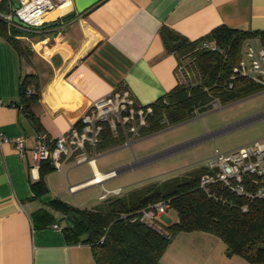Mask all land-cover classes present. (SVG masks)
<instances>
[{"label": "crops", "instance_id": "1", "mask_svg": "<svg viewBox=\"0 0 264 264\" xmlns=\"http://www.w3.org/2000/svg\"><path fill=\"white\" fill-rule=\"evenodd\" d=\"M9 9L8 1L0 0V11ZM44 23L46 28L34 29V34L15 35L22 43L27 41L31 51L27 56L0 33V130L26 137L23 155L13 142L0 144V264H96L91 244L67 241L61 213L47 204L52 198L71 203L66 191L54 188L58 171L47 170L39 180L40 168L48 165L43 161L34 167L36 134L44 132L54 139L78 126L92 101L120 85L140 103L155 101L177 84L178 53L165 45L164 29L189 40L219 25L264 31V0H99L81 13L68 1L51 10ZM26 73H36L40 82V98L31 105L35 119L17 104L19 83ZM247 117H264V105ZM260 133L255 138L264 136ZM80 155L76 149L63 157L58 169L87 163L85 174L68 185L69 191L105 172L97 159L78 161ZM39 208L60 216L37 226ZM225 250V242L214 233L180 231L163 252L161 264H249Z\"/></svg>", "mask_w": 264, "mask_h": 264}, {"label": "trees", "instance_id": "2", "mask_svg": "<svg viewBox=\"0 0 264 264\" xmlns=\"http://www.w3.org/2000/svg\"><path fill=\"white\" fill-rule=\"evenodd\" d=\"M46 24L43 22L38 29ZM20 27L0 19V33L13 43L19 53L27 56L30 49L15 35L34 33ZM162 34L165 45L177 51L178 58L190 52L195 54L201 77L191 86L176 84L151 102L153 113L148 117V125L145 127L148 131L157 130L168 119L180 121L190 114L212 109L211 100L216 97L224 103L255 87H261L247 78L238 76L230 79L229 76L241 56L242 42L253 35L262 36L264 31L219 25L207 35L193 40L169 28L164 29ZM204 40L229 47L227 55L199 49ZM40 95L37 74L26 73L19 83L17 104L31 119L36 117L31 105ZM162 97H166V103L162 102ZM120 142L122 138L113 136L106 123L98 147L101 149ZM45 161L48 166L40 168V181H43L45 172L53 168L49 160ZM202 172L200 167L159 184L134 189L126 195L112 196L100 203L104 205L97 204L93 208L72 205L59 198H52L47 204L61 213L67 241L91 244L96 264H161V256L174 235L190 230L214 233L225 242L227 254H238L249 264H264V198L248 199L219 187H216V194L220 198L210 196L199 187ZM160 199L169 200L170 206L177 211V219L172 223L162 225L158 219L130 220L139 209ZM243 204L247 205L246 210L242 209ZM56 219L52 211L37 209V226L51 224Z\"/></svg>", "mask_w": 264, "mask_h": 264}, {"label": "built area", "instance_id": "3", "mask_svg": "<svg viewBox=\"0 0 264 264\" xmlns=\"http://www.w3.org/2000/svg\"><path fill=\"white\" fill-rule=\"evenodd\" d=\"M7 1L10 9L7 12L0 11V18L8 24H16L12 20V15L17 14L21 20L31 25H42L51 10L58 9L72 0H18L19 6L14 11L11 10V0ZM198 48L226 56L229 47L221 46L215 41L204 40ZM194 55L190 52L178 58L175 65L177 84L191 86L199 81L201 75ZM238 76L264 87V35H253L242 42L241 56L232 67L229 77L234 79ZM162 102H167L166 97H162ZM219 103L216 97L211 100V107L215 108ZM193 111L197 112V109ZM152 113L151 103H140L125 85L115 87L107 95L91 102L79 118L78 126L70 127L54 139L44 132H38L32 147L34 167L38 168L43 161L49 160L54 168L59 169L62 158L68 157L76 149L81 150L78 161H95L98 156L96 151L101 150L98 145L106 123L113 136L121 137L126 145H132L135 135L148 125V117ZM25 140L26 137L22 133L9 135L0 130V144L13 142L21 155L26 148ZM206 159L201 166L203 172L199 178V187L204 193L220 198L216 194V187H219L248 199L264 198V136L226 150L215 147ZM116 174V169H110L103 172L102 177L95 174L82 184L101 183L99 197L107 200L122 192V187L107 188L103 185L106 178ZM69 189L73 190L74 186L70 185ZM169 207V200L160 199L139 209L130 220L153 221ZM241 207L243 210L247 209L246 204ZM53 226L57 227L58 224L54 223Z\"/></svg>", "mask_w": 264, "mask_h": 264}, {"label": "rangeland", "instance_id": "4", "mask_svg": "<svg viewBox=\"0 0 264 264\" xmlns=\"http://www.w3.org/2000/svg\"><path fill=\"white\" fill-rule=\"evenodd\" d=\"M243 57L246 59L245 55ZM262 105L264 87L258 86L238 98L220 102L215 108L190 114L183 120L168 119L157 130L148 131L142 128L135 135L132 145L120 142L101 148L96 151L101 171L128 166L116 175L106 178L103 184L107 188L122 187V196L134 189L159 184L173 176L185 175L199 169L215 147L221 150L230 149L253 140L260 132H264V117H247L258 111ZM86 167L87 163L79 166L73 162L68 166V173V168L59 172L53 167L51 171H58L57 186L54 188L66 191V198L76 206L93 208L97 204L104 205L100 203L105 200L99 197L101 183H89L73 191L68 190V185L76 182L75 178L85 174ZM177 216L175 208L170 206L160 214L158 220L162 225H168ZM60 220L64 225V219Z\"/></svg>", "mask_w": 264, "mask_h": 264}, {"label": "water", "instance_id": "5", "mask_svg": "<svg viewBox=\"0 0 264 264\" xmlns=\"http://www.w3.org/2000/svg\"><path fill=\"white\" fill-rule=\"evenodd\" d=\"M73 4L75 6V9L78 13L84 12L87 10L89 7L97 3L99 0H72ZM12 2V7L11 10L14 11L16 7L19 6V1L18 0H11ZM12 20L14 23L18 24L19 26L28 29V30H34L38 29L41 25H31L23 20H21L17 14L12 15ZM117 172L120 171V169H116Z\"/></svg>", "mask_w": 264, "mask_h": 264}, {"label": "bare ground", "instance_id": "6", "mask_svg": "<svg viewBox=\"0 0 264 264\" xmlns=\"http://www.w3.org/2000/svg\"><path fill=\"white\" fill-rule=\"evenodd\" d=\"M97 176H98V177H102V176H103V174H100V173H99Z\"/></svg>", "mask_w": 264, "mask_h": 264}]
</instances>
